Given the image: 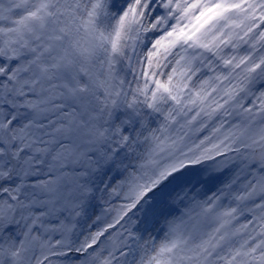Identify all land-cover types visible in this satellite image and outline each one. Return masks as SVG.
I'll use <instances>...</instances> for the list:
<instances>
[{
  "label": "snow or ice",
  "instance_id": "obj_1",
  "mask_svg": "<svg viewBox=\"0 0 264 264\" xmlns=\"http://www.w3.org/2000/svg\"><path fill=\"white\" fill-rule=\"evenodd\" d=\"M0 264H264V0H0Z\"/></svg>",
  "mask_w": 264,
  "mask_h": 264
}]
</instances>
